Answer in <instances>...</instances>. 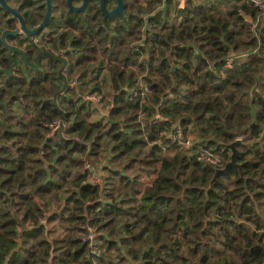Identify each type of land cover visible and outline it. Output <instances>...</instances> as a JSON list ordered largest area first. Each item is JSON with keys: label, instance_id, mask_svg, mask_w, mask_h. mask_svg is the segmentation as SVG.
Instances as JSON below:
<instances>
[{"label": "trees", "instance_id": "1", "mask_svg": "<svg viewBox=\"0 0 264 264\" xmlns=\"http://www.w3.org/2000/svg\"><path fill=\"white\" fill-rule=\"evenodd\" d=\"M52 1L42 33L7 38L34 61L65 49L79 87L57 101V56L34 69L14 51L12 73L3 69L1 34L17 19L0 6V264H104L115 250L121 264H264V10L247 0H125V13L104 18L99 0L80 12ZM9 2L29 27L47 9L46 0ZM104 66L114 91L93 120L82 92L101 94L106 78L87 77ZM56 118L69 123L66 137L50 133ZM192 127L223 149L221 164L174 140ZM236 138V164L213 179Z\"/></svg>", "mask_w": 264, "mask_h": 264}, {"label": "water", "instance_id": "2", "mask_svg": "<svg viewBox=\"0 0 264 264\" xmlns=\"http://www.w3.org/2000/svg\"><path fill=\"white\" fill-rule=\"evenodd\" d=\"M90 0H83V2L81 4H74L73 0H67L68 2V6L71 10L76 11V12H80V11H84L87 9V5L89 3ZM116 3L114 6L112 7H108L106 0H99L100 3V7L102 8L103 14H104V18L106 17H113L119 13H125L126 11V2L125 0H115ZM0 6L3 7L4 9H6L8 12L12 13L14 16H16L21 23V28L30 35H37L39 34L44 28H46V26L48 25L50 18L53 14V1L52 0H46V12L44 15L43 20L37 24L34 27H29L25 21V18L23 16V14L20 12L19 8L12 5L8 0H0ZM19 32V27L15 28V29H11V28H5L2 31L1 34V39L4 42V44L9 48L8 51V57L11 61V68L7 69L5 68L4 70L7 71L8 73H12L13 71V59H12V53L14 51H19L24 55V58L27 62V64H29L30 66H32V68L37 69L40 66V62H41V56L44 54H49V55H57L58 58H60L61 60H63V64L60 67L59 72L61 74H63V70L67 67L68 65V58L66 57V55L62 54V53H56L54 50H41L36 57V61H32L29 59L26 50L22 47L19 46L17 44H14L12 42H10L7 39V35L8 34H17ZM2 69V68H0ZM64 75V74H63ZM74 85L76 87H79L78 83L73 82L72 84H70L69 80L66 78V76L64 75V84L63 86L57 90L54 94V99L55 101H57V96L59 93H62L68 86ZM82 94L84 95L85 92H82ZM241 142L240 138H236L235 140H233L232 142L228 143L227 146H229L231 148V155H230V159L226 162V164L222 167H217L216 168V172L213 176V179H215L217 177V175L219 174V172L222 171H226L231 165L236 164V156L239 152L238 150V144ZM21 244V243H20ZM18 248V247H17Z\"/></svg>", "mask_w": 264, "mask_h": 264}, {"label": "built area", "instance_id": "3", "mask_svg": "<svg viewBox=\"0 0 264 264\" xmlns=\"http://www.w3.org/2000/svg\"><path fill=\"white\" fill-rule=\"evenodd\" d=\"M181 6H184L188 0H179ZM197 2H207L209 0H192ZM254 5L260 7L264 10V0H247ZM63 49L59 51V53H63ZM232 60L229 59L227 65H231ZM77 81V79L75 80ZM148 87L144 85L143 89L140 91L141 98H145V93L147 92ZM135 95H138V91H134ZM84 96L87 100L93 102L94 104H102L104 101L103 96L100 93H89L85 91ZM143 117L140 115L139 120L142 121ZM69 123L65 121L63 118H56L50 124V133H55L57 131H62L63 129L68 126ZM177 125V124H175ZM180 128V127H179ZM66 137V133H62ZM174 140L181 145V147L186 149H195L196 150V158L204 163H212V164H221L222 160V151L223 149L220 147L215 146L214 144H208L201 140H196L193 135H186L181 131L174 136ZM201 144V145H200ZM93 164L90 161L85 162V168H92ZM94 182L101 184L102 183V176L100 173L94 174ZM87 241L89 243V248L92 253L100 254L102 252L101 246L97 243L96 240V233L93 229H89L87 234Z\"/></svg>", "mask_w": 264, "mask_h": 264}, {"label": "rangeland", "instance_id": "4", "mask_svg": "<svg viewBox=\"0 0 264 264\" xmlns=\"http://www.w3.org/2000/svg\"><path fill=\"white\" fill-rule=\"evenodd\" d=\"M155 4H156L155 8H158L160 5L162 6L161 3L160 4L155 3ZM145 5H146V3H143V6H145ZM259 21L261 22V24H264V15L260 17ZM46 31H47V29H46ZM34 40L37 41V42H40V37H35ZM55 52L59 53L58 51H55ZM46 62H47V59H44L43 63L45 64ZM63 72L66 74V72H68V70H66V68H65ZM87 78H88L87 80L93 79L92 83L88 82L89 84H92V85H94L95 82L99 81V79L106 78L105 85H103V90H101V94L104 97L103 103L102 104H94V106H91V108H92L91 118L93 120H98V119H100L102 117V115L108 109L109 104H110V99H111L112 93L114 91L113 87H112V84H111V81H110L109 70L105 66L102 68L101 73H100V71L98 69H95L94 71L90 72V74L88 75ZM72 83L73 82L71 81L70 84H72ZM77 83H79V82H77ZM193 130H194V128L192 127V131ZM196 130L198 131L197 128H196ZM194 132H195V134H193L194 138L196 140H200L201 137L199 136V134L195 130H194ZM104 154L107 155V152H104ZM88 161H90V160H88ZM90 162H93V161H90ZM121 257H122L121 254L117 250H115L113 253L112 252L107 253V260H105L106 263H104V264H118L120 262V260H121ZM119 264H121V263H119Z\"/></svg>", "mask_w": 264, "mask_h": 264}, {"label": "flooded vegetation", "instance_id": "5", "mask_svg": "<svg viewBox=\"0 0 264 264\" xmlns=\"http://www.w3.org/2000/svg\"><path fill=\"white\" fill-rule=\"evenodd\" d=\"M73 2H74V4H76V5H78V4H81L82 2H83V0H81V1H79V2H76V1H74L73 0ZM90 2V1H89ZM67 6H68V2H67ZM88 6V5H87ZM68 8H69V6H68ZM70 9V8H69ZM71 10V9H70ZM85 11V10H84ZM76 12V11H75ZM11 15L13 16V17H15L16 19H17V26L16 27H5V28H11V29H15V28H17V27H19V32L16 34V35H22V36H24V35H30V34H27L22 28H21V23H20V20L16 17V16H14L12 13H11ZM45 29V28H44ZM67 29H69V26H64V25H62L61 27H60V31H64V30H67ZM46 31V30H45ZM78 31V32H77ZM76 32L77 33H79L80 32V30H76ZM42 33V32H41ZM8 35H11V34H8ZM8 35H7V37H8ZM8 39V38H7ZM37 42V41H36ZM19 42H18V40H16V43H14V44H17V45H19L18 44ZM38 44H44V39H42V37H40V42H38ZM19 46H21V45H19ZM50 46V45H49ZM44 50H46V49H44ZM47 50H50V49H47ZM8 51H9V49H8ZM55 51V50H54ZM57 51V50H56ZM59 52V51H58ZM57 53V52H56ZM65 53V51H63V53L62 54H64ZM44 55H49V54H44ZM43 56V55H42ZM42 56H41V62H40V64L43 62V59H45V58H42ZM51 56H57V55H51ZM60 59V58H59ZM26 61V60H25ZM32 61H34V60H32ZM36 61V60H35ZM63 61V60H62ZM27 63V62H26ZM63 63V62H62ZM32 67V66H31ZM40 67V66H39ZM3 69H5V68H3ZM8 69V68H7ZM60 70V69H59ZM64 71V70H63ZM7 72V71H6ZM60 73V72H59ZM61 74V73H60ZM63 74L66 76V78H67V72H66V74L63 72ZM63 74H61L62 75V78H63V80H64V75ZM68 79V78H67ZM64 84V83H63ZM71 86H74V85H71ZM69 87V86H68ZM66 90V89H65ZM64 90V91H65Z\"/></svg>", "mask_w": 264, "mask_h": 264}, {"label": "crops", "instance_id": "6", "mask_svg": "<svg viewBox=\"0 0 264 264\" xmlns=\"http://www.w3.org/2000/svg\"><path fill=\"white\" fill-rule=\"evenodd\" d=\"M61 49L65 50L63 47H60V48H59V51H60Z\"/></svg>", "mask_w": 264, "mask_h": 264}]
</instances>
